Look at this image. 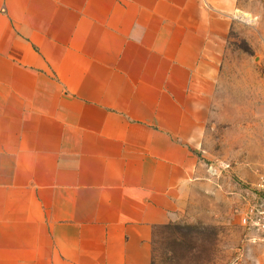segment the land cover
<instances>
[{"label":"crops","instance_id":"obj_1","mask_svg":"<svg viewBox=\"0 0 264 264\" xmlns=\"http://www.w3.org/2000/svg\"><path fill=\"white\" fill-rule=\"evenodd\" d=\"M210 3L0 0V264L152 263L205 172Z\"/></svg>","mask_w":264,"mask_h":264},{"label":"rangeland","instance_id":"obj_2","mask_svg":"<svg viewBox=\"0 0 264 264\" xmlns=\"http://www.w3.org/2000/svg\"><path fill=\"white\" fill-rule=\"evenodd\" d=\"M222 1V11L210 3L228 29L202 108L197 155L205 172L173 223L196 248L181 264H264V236L244 223L260 202L264 174V0Z\"/></svg>","mask_w":264,"mask_h":264},{"label":"trees","instance_id":"obj_3","mask_svg":"<svg viewBox=\"0 0 264 264\" xmlns=\"http://www.w3.org/2000/svg\"><path fill=\"white\" fill-rule=\"evenodd\" d=\"M164 232L169 236L164 238ZM194 242L181 232V226L173 222L156 227L153 238L151 264H181L189 262L195 253Z\"/></svg>","mask_w":264,"mask_h":264},{"label":"built area","instance_id":"obj_4","mask_svg":"<svg viewBox=\"0 0 264 264\" xmlns=\"http://www.w3.org/2000/svg\"><path fill=\"white\" fill-rule=\"evenodd\" d=\"M257 189L261 195L260 202L251 215L244 217V223H249L251 227L261 232L264 236V174L261 176Z\"/></svg>","mask_w":264,"mask_h":264}]
</instances>
